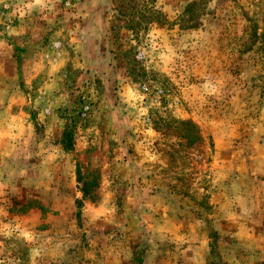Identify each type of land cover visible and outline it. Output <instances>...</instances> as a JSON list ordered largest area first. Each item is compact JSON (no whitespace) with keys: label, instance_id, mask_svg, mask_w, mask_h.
I'll use <instances>...</instances> for the list:
<instances>
[{"label":"rangeland","instance_id":"374dc122","mask_svg":"<svg viewBox=\"0 0 264 264\" xmlns=\"http://www.w3.org/2000/svg\"><path fill=\"white\" fill-rule=\"evenodd\" d=\"M0 264H264V0H0Z\"/></svg>","mask_w":264,"mask_h":264},{"label":"trees","instance_id":"16d2710c","mask_svg":"<svg viewBox=\"0 0 264 264\" xmlns=\"http://www.w3.org/2000/svg\"><path fill=\"white\" fill-rule=\"evenodd\" d=\"M196 6H197V3L196 2H192V3H190L189 5L186 6L184 12L185 13H189L191 11H194V8ZM63 134H64L63 135V138L66 137V140H67V133H66V131H64ZM81 180H82V178L80 177V174L77 173V181H78V183L82 182ZM82 186L83 187L80 190L81 191V194H82V199L83 200H87L88 199L89 201H92L93 202L95 200V194L93 193V191L91 192V189L90 188L97 186V180H93V181H91L89 183H86V184L85 183H82Z\"/></svg>","mask_w":264,"mask_h":264}]
</instances>
